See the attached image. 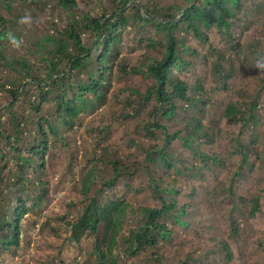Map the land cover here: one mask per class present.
<instances>
[{"label": "rangeland", "instance_id": "374dc122", "mask_svg": "<svg viewBox=\"0 0 264 264\" xmlns=\"http://www.w3.org/2000/svg\"><path fill=\"white\" fill-rule=\"evenodd\" d=\"M79 1L83 8L85 0ZM103 1H89L83 9L97 14L111 2ZM140 1L150 8H162L172 3L183 8L190 3L188 0ZM17 5L12 16L17 20L20 16L23 18L14 26L19 39L4 41L6 54L13 51L17 57L25 56L42 66L41 56L45 52L38 42L64 25L65 13L56 6L55 0ZM4 16L12 18L8 13ZM231 21L233 37L230 39H224L223 32L216 26L208 30V43L195 37L192 31L186 36V44L196 53L183 52L182 56L190 64L174 71L176 77L188 85L190 100L174 97L176 111L171 117L162 114L163 108L152 117L151 111L160 103L155 93L148 99L145 94L154 87L155 79L143 73L130 72L113 82L104 100L97 102L95 108L73 119L71 128L65 124L58 125L61 127L59 136L48 137L42 175L36 176L35 170H39L36 164H33L34 169L27 170L28 178L35 179L40 189L44 186L42 201L31 207L22 219L19 244L4 248L0 243V264H96L92 253L93 236L84 235L79 241L71 239L66 221L75 218L84 204L99 194L102 202L122 197L131 203L124 222V229H129L140 218L137 207L160 205L161 201L153 189L156 183L153 178L161 177L164 178L163 185L172 182L173 195H165L174 196L177 207L190 205L186 208V215L179 217L184 224L176 222L178 213L173 211L162 220L168 224L171 233L168 239H161L157 249L149 248L139 257L123 255L118 258V264H264V71L253 66L258 57L264 56V0H243L241 10H236ZM143 28H129L123 34L121 55L131 67L141 66L148 52L146 41L140 38ZM84 40L92 44L90 35H85ZM238 43L240 46L234 48ZM214 46L222 52L219 57L213 50ZM149 51L152 55L158 53L157 47ZM217 62L221 68L216 67ZM231 66H234V71ZM2 70L0 66V73ZM199 83L204 90L199 89ZM85 96L94 97L90 92ZM0 97V107L7 106L9 97L4 94ZM253 101L256 103L254 114L259 119L255 135H252L253 121L245 124L242 118L230 122L223 115L231 102L245 109L243 103L249 107ZM51 107L45 106L46 111ZM17 113L22 114L25 122L31 117L25 106L18 108ZM48 113L52 115L53 108ZM189 117L200 119L215 136L214 142L208 144L202 135H195L193 146L215 152L224 160L218 169L203 168L200 178H190L191 172L184 170L190 164L188 162L193 161V153L184 145L194 125L187 120ZM50 121L54 124L53 118ZM142 122H158L166 125V129H154L155 135L147 134L142 126L139 127ZM165 130L168 133L180 131L166 152L175 157L176 164L172 169L164 166L157 169L153 163H147L146 151L166 145ZM234 138L244 144L241 150ZM31 141L29 135L27 143ZM105 148L109 155L102 157ZM2 150H5V142L0 141ZM241 152L248 155L247 165L242 164ZM94 158L100 160L96 163L92 161ZM112 161L119 163L117 168ZM4 164L0 162V165ZM136 168L138 171L134 173ZM16 169V161L12 160L2 174L4 201L0 202V216L9 214L11 209L8 198L13 199L15 190L8 177ZM89 169L93 170L96 181L85 196L81 191L82 178ZM177 169L184 170V174H178ZM111 179L116 181L107 185ZM28 185L27 203L33 206L36 192L32 191L31 183ZM192 185L197 189L193 199L189 197ZM255 199L259 201V211L253 215ZM236 227L237 233L234 234ZM223 242L230 248L231 259L221 246Z\"/></svg>", "mask_w": 264, "mask_h": 264}, {"label": "trees", "instance_id": "16d2710c", "mask_svg": "<svg viewBox=\"0 0 264 264\" xmlns=\"http://www.w3.org/2000/svg\"><path fill=\"white\" fill-rule=\"evenodd\" d=\"M38 1L42 0H0V66L3 68L0 73V95L4 94L10 99L7 106L0 107V141L5 142V150L0 151V162H5L4 165H0V202L4 201L1 192L4 169H8L12 160L17 164V169L8 177L9 184L15 190L13 199L8 198L12 206L9 214L0 216V231H2L0 243L4 248L19 244L22 219L31 207L42 201L44 186L40 189L35 179L28 178L27 170L34 169L33 164H36L39 169L35 170L36 176L42 175L44 158L48 151V137L59 136L61 127L58 125L65 124L71 128L73 119L95 108L97 102L104 100L113 82L123 79L130 72L143 73L155 79L154 87L145 94V98L148 99L155 93L160 103L151 111L152 117L161 108L164 109L162 113L164 116L171 117L176 111L174 97L190 100L187 95L188 85L177 78L174 71V69L182 70L190 64L182 56L183 52L196 53L186 44V36L192 31L195 37L208 43L210 42L208 30L216 26L223 32L224 39H230L233 37L231 18L236 14V10H241L243 2V0H203L202 3H198L188 0L189 5L183 8L178 7L176 3L162 8L158 6L150 8L140 0H110L109 6L99 7L100 12L94 14L83 9L92 0H85L83 8L79 0H55L56 6L65 13V23L59 29H54L53 33L43 36V41L38 42L39 47L45 52L41 56L42 66H39L25 56L17 57L13 51L6 54L4 45L7 39H19L14 26L23 18L20 16L17 20L12 16L13 9L18 6L17 3L26 6L28 3ZM3 13L10 14L12 18L4 16ZM139 27L141 30L145 27L140 33V38L141 41H146L148 52L144 55L145 61L141 62V66L131 67L121 55L120 45L125 31ZM85 35H90L91 45L90 42H85ZM43 42H46L45 45ZM239 46L238 43L233 47ZM152 47H157V54L150 53ZM213 50L218 57L222 55L219 48L214 46ZM215 65L221 68L219 62ZM231 69L234 71V66H231ZM198 87L204 90L202 84L199 83ZM87 92L93 93L94 97L85 96ZM243 104L245 109L239 107L237 103H229L223 115L230 122L242 118L245 124L253 121L252 135H255L259 122L254 114L256 103L253 101L249 107L246 103ZM47 105H52L53 117L48 113L51 108L46 111ZM24 106L31 114L27 122L22 114L17 113L18 108ZM50 118H53L54 124ZM187 120L192 121L194 125L192 132L186 136L184 145L193 153L191 157L193 161H189L190 164L184 170L191 172L188 175L190 178H200L203 168L218 169L223 165L224 160L215 152H206L199 146H193L195 135H202L208 144L214 142L215 136L200 119L189 117ZM141 126L151 135H155L154 129H166V125L158 122L146 124L142 122L139 124V127ZM179 133L180 131L168 133L165 130L166 145L161 149L149 148L146 151L147 163H153L157 169L161 166L172 169L176 159L166 152L173 140L178 138ZM29 135L32 141L28 144ZM234 140L241 150L244 144L237 138ZM103 152L105 154H102V157L109 155L106 148ZM241 153L242 164L247 165L248 155ZM99 160V158L92 159L96 163ZM197 161L199 165L196 164ZM114 165L117 168L119 163L115 162ZM184 170L177 169V172L181 175ZM115 171L118 172L117 169ZM137 171V168L133 170L134 173ZM95 179L92 169H89L82 178L81 191L85 196L95 183ZM115 181L116 179H111L110 183L106 184L110 185ZM153 182H156L153 189L161 203L159 206L137 207L140 218L134 226L124 229L128 209L132 207L131 203L122 197L109 198L102 202L98 194L84 204L82 211L75 218L66 221L70 238L79 241L84 235H92L94 241L92 253L95 255L96 264H118V258L123 255L135 258L149 248L157 249L159 241L168 239L171 234L168 224L162 220L176 211L178 213L175 216L176 222L183 225L184 222L179 217L186 215V208L190 205L177 207L175 197L168 196V198L165 195H173L175 189L171 186L172 182L168 181L167 185H163L162 177L153 178ZM29 183L33 186L32 191L36 192L33 206H28L27 203ZM102 184L104 185L105 181ZM191 188L192 193L189 197L193 199L197 189L193 185ZM229 189L230 187L228 191ZM19 192L26 195L18 194ZM240 200L242 206L243 199ZM253 202L254 215L259 211V201L255 199ZM236 233L237 227L234 234ZM221 246L227 252L228 259H231L232 255L227 243L223 242Z\"/></svg>", "mask_w": 264, "mask_h": 264}, {"label": "clouds", "instance_id": "9594fccd", "mask_svg": "<svg viewBox=\"0 0 264 264\" xmlns=\"http://www.w3.org/2000/svg\"><path fill=\"white\" fill-rule=\"evenodd\" d=\"M253 66L259 71H264V56L258 57Z\"/></svg>", "mask_w": 264, "mask_h": 264}]
</instances>
